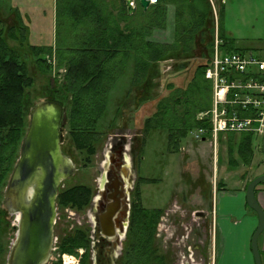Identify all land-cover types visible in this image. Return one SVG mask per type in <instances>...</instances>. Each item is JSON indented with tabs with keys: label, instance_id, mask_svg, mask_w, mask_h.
Masks as SVG:
<instances>
[{
	"label": "trees",
	"instance_id": "16d2710c",
	"mask_svg": "<svg viewBox=\"0 0 264 264\" xmlns=\"http://www.w3.org/2000/svg\"><path fill=\"white\" fill-rule=\"evenodd\" d=\"M57 3L63 4L57 16L66 13L73 19L80 41L76 54L61 55L59 48L56 50L58 68L66 70L61 83L58 77L54 81L51 77L53 67L48 55L53 54V47L28 43L33 57L29 60L10 42L27 47L29 25L20 12L16 11V17L7 18L0 11V264L7 263L10 241L16 230L2 205L3 192L20 154L30 109L40 98L68 107L71 137L76 130V148L85 155L89 149L91 154L95 152L100 134L105 132L100 121L107 113L110 91L125 75L128 64L133 66L130 79L133 85L141 84L145 92L150 72L159 62L173 59L178 67L185 68L187 59H205L196 66L186 86L167 84L169 93L158 100L156 111L144 121L146 143L152 131L163 130L168 147L178 151L182 138L192 130L209 131L211 128L209 120L200 119L198 115L211 107L203 105L201 100L208 94L212 102V83L205 77V71L214 51L216 26L223 40L222 49L246 51L223 29V0H156L146 9L136 0V10L131 14L126 0H121L120 4L114 0L110 6L105 0H57ZM169 5L174 6V39L172 42L155 41L152 39L154 31L167 27ZM34 63L43 74H50L44 93L39 97L33 96L35 77L30 66ZM122 109L123 104L119 103L115 111L119 113ZM114 124L115 120L111 121V126ZM234 134L229 133V137L233 139ZM240 137L238 155L244 165H250L254 158L255 134L242 132ZM232 152L230 148L229 162L238 165ZM223 185L220 181L219 188ZM91 194L87 184L76 183L62 188L58 200L62 206L83 209L88 206ZM137 211L131 218L127 254L119 264H172L170 254L164 252L155 236L164 209L149 208L142 203ZM88 243V232L75 229L61 237L58 251L76 254L78 248L88 247ZM87 258L88 254L82 264H89ZM61 261L59 258L53 264H62Z\"/></svg>",
	"mask_w": 264,
	"mask_h": 264
},
{
	"label": "rangeland",
	"instance_id": "374dc122",
	"mask_svg": "<svg viewBox=\"0 0 264 264\" xmlns=\"http://www.w3.org/2000/svg\"><path fill=\"white\" fill-rule=\"evenodd\" d=\"M105 1L110 6L114 0ZM120 2L121 0H118V4ZM223 2L225 7L223 29L226 35L234 38L238 47L246 49L248 52L264 56V0H223ZM62 6L63 4L60 6L57 0H0V11L5 17H16L15 12L17 11L30 24L29 29L30 33H32V38H29V34L28 40L26 41L27 45H25L27 46L26 48H20L24 46L19 45L13 40L10 41L29 60L33 57L28 43L40 45L52 44L59 48L58 50H60L61 55L76 54L77 47L80 44L79 36H76V24H73V19L68 17L66 13L60 14L59 17L57 16V10ZM64 9L63 7L62 10ZM214 9L216 15L218 9L217 3ZM174 26V6L169 5L167 27L165 29L155 30L152 39L160 42H172L174 39ZM216 35L219 36L217 26ZM220 39L222 40V38ZM57 57L58 55L56 54L48 55V62L53 67L51 73L52 80L54 81L55 77H58V82L61 83L63 73L66 70L64 67L58 68ZM185 61V68L178 67V64L173 59L163 60L153 66L149 78L145 83V92L134 103H137L139 106L138 109H135L139 117H143L145 120L156 111L158 100L169 93V89L167 88L169 82H173L177 86H186L192 78L196 66L203 63L205 59L197 58V60L191 61V59H187ZM30 68L35 77L33 96L39 97L44 93L48 81L47 78H49L50 74H43V71L39 69L36 63L31 65ZM132 68V63L128 64L125 75L121 76L118 82L114 84L109 94L110 102L108 110L100 121L102 129L106 128L111 121L116 119L115 110L119 104L118 100L125 97L127 89L131 86ZM133 92H135V96L137 97L139 91L134 89ZM202 99L201 102L203 105L211 106L212 102L210 103L208 94L204 98L202 97ZM107 131L110 132L109 129ZM232 133H235L232 136L233 139L229 137V133H224L220 135V138L214 144L213 138L209 133H206V136L202 137V139H197L195 130H192L181 141V146H184L186 150H178V152H176L177 150H172L173 152L167 150L168 141L166 133L163 132L160 135V133L155 132L148 137L141 174L144 177L151 178L153 182L145 184L143 204L149 208H167L166 211L169 214L163 215L159 224V229L162 231L160 243L165 248V240L170 243L167 244L166 250L173 249L175 251L174 257L176 264H179L178 262L182 264V260H190L189 257H195L192 253H189L188 257L187 251H184L181 246L182 243L179 241V239L182 240L181 236L185 230L181 226V223L185 219L184 215H182L183 209H181L180 205L182 208L186 207L188 211H194L197 207H205L207 211H211V206L209 205L211 202L209 200L204 202L206 199H203L204 203L202 204V195L199 196L200 193H197L200 189L195 188L196 186L194 184V187L189 188L188 193H186L187 186L184 181V174L191 175L192 177L190 179L193 182L195 179H200V176L201 179H206L205 183H203V190L206 186V190L210 193V190L216 188L220 181H227V190H237L242 185L241 179H250L258 173H264L263 136L255 135L253 161L250 165H244L238 155L241 139L240 133ZM230 148H232L234 158L239 161L238 165H231L229 162ZM185 168L188 172L184 170ZM84 171L80 169L76 173V180L72 176L67 178L66 183L70 185L75 181L76 183L84 181L87 184L95 185V178L98 176L99 171L93 169L91 174L87 175ZM203 192L201 191V193ZM191 193L193 194L190 195ZM177 196H180L178 197L179 205L172 203ZM174 216L177 217V220ZM187 217L191 218L190 223L195 220L198 221L195 212H193V215L188 214ZM65 218L67 221H72L67 216ZM79 219L80 217L76 216V221ZM175 223L176 225L174 226ZM66 226L68 230L71 224ZM174 229L175 234L171 236L174 233ZM207 245L206 261L203 264H207L210 260V243ZM189 247L192 250L195 249L193 243ZM65 254L68 255L70 264H76V254ZM57 256L58 254H54L52 258H56Z\"/></svg>",
	"mask_w": 264,
	"mask_h": 264
},
{
	"label": "flooded vegetation",
	"instance_id": "af4514ba",
	"mask_svg": "<svg viewBox=\"0 0 264 264\" xmlns=\"http://www.w3.org/2000/svg\"><path fill=\"white\" fill-rule=\"evenodd\" d=\"M130 85L125 97L118 100V103L123 104V109L121 112L115 114V124L111 126L110 123L106 128H103L105 132L100 134L95 152L89 154V149H87V156L83 151L76 148V130L73 131V137H71V129L69 128V120L67 118L68 107L63 105L64 115L60 123L61 148L63 153L74 163V173L70 177L74 176L76 180V173L80 169L85 170L84 173L86 175L91 174L93 169H97L99 174L95 178V185L87 184L84 181L78 182L87 184L92 192L88 206L83 209H76V207L69 205L62 206L60 204L58 200L60 190L71 185H76V181L68 185L66 183L67 179L61 182L56 200L57 217L54 225V244L50 259L46 264H53L54 261L61 258V253L58 251V243L63 235L75 229H84L89 235L88 247H80L77 249L76 264H82L87 254L89 264H119L127 254L132 215L134 212H138L137 207L143 203L145 184L153 182L151 178L144 177L141 174L147 144L145 120L143 117L137 115L135 109H138L139 106L136 103V108V104H134L135 100L139 99L144 92V88L141 84L133 85L132 81ZM134 89L139 91L137 97L135 96L136 91L133 92ZM108 129L110 132L107 131ZM155 132L160 133V135L163 134V130L152 131V134ZM164 133L166 132L164 131ZM167 150L173 152L169 147ZM180 150L184 151L186 149L184 146H181ZM184 170L187 171L186 168ZM190 177L192 176L187 173L184 174V181L187 186L186 193H188L189 188H193L195 185V188L200 189L197 193H200L199 196L202 195V201L212 196L213 191L221 189L218 185L216 188H212L209 193L206 190V186L203 190V183H205L206 179H201L200 176V179H195L193 182ZM201 191L204 192L201 193ZM178 197L180 196H177L172 203L179 205ZM2 205L7 209L8 217L11 219L12 224L16 226V214H12L4 205V192ZM210 206V212L202 207L194 211L189 210V212L186 207L182 208L180 205L181 209H183L182 215H184L185 219L181 223V226L185 230L181 236L182 240L179 239V241L182 243L181 246L184 251H187L188 257L189 253H192L196 261H199L200 264L206 261L207 244H211L213 237L214 216L212 215V205ZM166 210L167 208L164 209L160 221L157 224V233L155 235L157 242H161L160 237L162 231L159 229L161 219L163 215L169 214ZM193 212L197 215L198 221L195 220L193 221L194 223H190L191 218L187 216L188 214L193 215ZM66 216L69 220L72 219V221H67ZM76 216L80 217L78 221H76ZM174 218L177 220L176 216ZM68 224H71V226L67 230L66 225ZM16 233L17 226L14 237L10 241V249L12 242L16 238ZM174 234L175 229L171 236ZM165 243L167 248V244L170 243L166 240ZM192 243L195 246L193 250L189 247ZM166 248L164 247V252L169 253L171 263L176 264L174 257L175 251L173 249L167 251ZM54 254H58V256L52 258ZM179 257L181 256L179 255ZM189 258L191 259V257ZM178 263L180 264V262Z\"/></svg>",
	"mask_w": 264,
	"mask_h": 264
},
{
	"label": "water",
	"instance_id": "95a60500",
	"mask_svg": "<svg viewBox=\"0 0 264 264\" xmlns=\"http://www.w3.org/2000/svg\"><path fill=\"white\" fill-rule=\"evenodd\" d=\"M144 9L150 0H139ZM128 12L136 10L134 0H126ZM64 106L41 99L30 109L29 125L20 154L4 191V205L16 214L17 233L6 264H46L54 244L56 200L61 182L74 173V163L61 148L60 123ZM264 152V137L262 140ZM264 173L250 181L246 189L249 207L257 213L258 225L251 238L256 264H263L259 237L264 232V208L256 197V187Z\"/></svg>",
	"mask_w": 264,
	"mask_h": 264
},
{
	"label": "built area",
	"instance_id": "2783aa9c",
	"mask_svg": "<svg viewBox=\"0 0 264 264\" xmlns=\"http://www.w3.org/2000/svg\"><path fill=\"white\" fill-rule=\"evenodd\" d=\"M221 46L222 40L216 35L205 71L212 83V104L198 115L200 119L207 118L211 128L194 129L195 136L202 139L209 133L214 144L224 133L251 132L264 137V56L225 51ZM67 256L61 255L63 264H70Z\"/></svg>",
	"mask_w": 264,
	"mask_h": 264
},
{
	"label": "crops",
	"instance_id": "0c3cea01",
	"mask_svg": "<svg viewBox=\"0 0 264 264\" xmlns=\"http://www.w3.org/2000/svg\"><path fill=\"white\" fill-rule=\"evenodd\" d=\"M25 23L30 25L27 21ZM31 34L29 38H32ZM49 46L53 47V55H55L58 47L52 44ZM260 174L262 173H258L250 179H241V187L231 191L226 189L227 181L223 180V187L213 191L212 196L204 200V202L208 200L211 202L209 205H212L214 216L210 260L207 264H256L251 248V238L258 225V216L247 203L246 189L247 184ZM256 197L264 208V182L256 187ZM160 246L165 247L162 244ZM259 249L264 264V232L259 237ZM181 262L182 264H200L194 258L184 259Z\"/></svg>",
	"mask_w": 264,
	"mask_h": 264
}]
</instances>
